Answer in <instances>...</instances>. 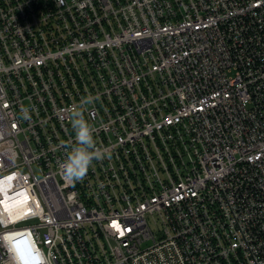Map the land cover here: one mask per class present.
<instances>
[{"label":"built area","instance_id":"1","mask_svg":"<svg viewBox=\"0 0 264 264\" xmlns=\"http://www.w3.org/2000/svg\"><path fill=\"white\" fill-rule=\"evenodd\" d=\"M88 94L110 158L72 182ZM37 253L264 264V0H0V264Z\"/></svg>","mask_w":264,"mask_h":264},{"label":"clouds","instance_id":"2","mask_svg":"<svg viewBox=\"0 0 264 264\" xmlns=\"http://www.w3.org/2000/svg\"><path fill=\"white\" fill-rule=\"evenodd\" d=\"M98 99V96L88 94L68 109L67 118L74 132V137L63 145L65 157L60 163V168L72 182L82 180L94 161L110 158L109 150L97 145L94 138V126L86 116V113ZM19 115L23 120L31 119L30 109L26 106L21 107ZM37 256V264H50V259L45 257L43 253H37Z\"/></svg>","mask_w":264,"mask_h":264},{"label":"bare ground","instance_id":"3","mask_svg":"<svg viewBox=\"0 0 264 264\" xmlns=\"http://www.w3.org/2000/svg\"><path fill=\"white\" fill-rule=\"evenodd\" d=\"M6 206H9L8 204H6Z\"/></svg>","mask_w":264,"mask_h":264}]
</instances>
